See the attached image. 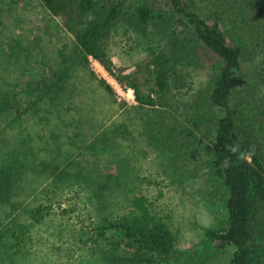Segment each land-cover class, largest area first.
<instances>
[{"label":"rangeland","instance_id":"obj_1","mask_svg":"<svg viewBox=\"0 0 264 264\" xmlns=\"http://www.w3.org/2000/svg\"><path fill=\"white\" fill-rule=\"evenodd\" d=\"M197 9L203 19L214 10L210 2ZM117 27L106 41L114 74L130 76L123 82L138 84L141 94L152 86L142 66L163 51L173 61L176 77L169 90L152 95L155 108L140 109L133 91L98 62L85 66L60 19L37 0H0V166L14 158L28 168L3 223L15 216L31 222L24 210L45 202L56 176L62 175L55 183L63 191L49 196L52 209L43 222L20 240L8 235L7 264H105L99 253L110 250L111 240H104L110 235L97 238L96 227L101 218L125 213L135 196L173 232L175 264L229 260L204 233L226 222L227 194L207 165L214 135L207 85L217 61L184 35L176 46L167 31L139 35ZM60 89L61 96L49 99Z\"/></svg>","mask_w":264,"mask_h":264},{"label":"trees","instance_id":"obj_2","mask_svg":"<svg viewBox=\"0 0 264 264\" xmlns=\"http://www.w3.org/2000/svg\"><path fill=\"white\" fill-rule=\"evenodd\" d=\"M37 1L60 19L82 63L87 66L89 59L98 62L122 88L133 91L140 109L157 106L152 95L169 90L175 68L169 55L159 52L142 66L152 82L147 94H141L136 83H124L130 76L114 74L106 50V41L118 24L139 35L151 28L167 31L176 46L184 35L213 56L217 65L207 85V114L214 135L207 165L226 191V222L204 233L217 252H228L226 264H264V0ZM204 2L214 8L208 19L197 13V5ZM89 75L105 93L115 95L104 79H97L93 72ZM41 82L45 86V81ZM63 91L49 99H57ZM193 124L198 129L196 122ZM23 168L14 158L0 166V264L10 263L12 258L8 235L14 240L23 238L29 226L40 224L51 213L49 196L63 195L55 183L62 179L59 175L52 181L54 189L44 192L45 202L24 210L31 222L21 224L15 216L3 223L9 217H1L5 207L17 201L19 184L28 169ZM96 231L99 239L110 235L104 239L111 240L110 250L99 253L105 264H175L171 260L174 234L143 196L133 197L129 209L114 220L101 218Z\"/></svg>","mask_w":264,"mask_h":264}]
</instances>
